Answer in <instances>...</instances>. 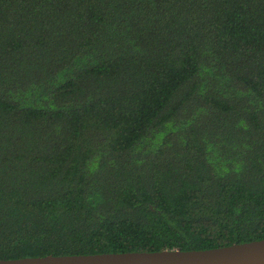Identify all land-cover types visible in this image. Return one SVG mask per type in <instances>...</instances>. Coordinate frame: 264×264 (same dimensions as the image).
<instances>
[{"label":"trees","instance_id":"obj_1","mask_svg":"<svg viewBox=\"0 0 264 264\" xmlns=\"http://www.w3.org/2000/svg\"><path fill=\"white\" fill-rule=\"evenodd\" d=\"M264 239V0H0V259Z\"/></svg>","mask_w":264,"mask_h":264},{"label":"water","instance_id":"obj_2","mask_svg":"<svg viewBox=\"0 0 264 264\" xmlns=\"http://www.w3.org/2000/svg\"><path fill=\"white\" fill-rule=\"evenodd\" d=\"M0 264H264V239L199 250L27 256Z\"/></svg>","mask_w":264,"mask_h":264}]
</instances>
